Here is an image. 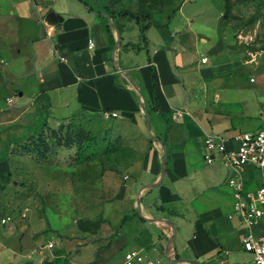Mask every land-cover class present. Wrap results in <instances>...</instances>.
I'll use <instances>...</instances> for the list:
<instances>
[{
  "label": "rangeland",
  "instance_id": "rangeland-1",
  "mask_svg": "<svg viewBox=\"0 0 264 264\" xmlns=\"http://www.w3.org/2000/svg\"><path fill=\"white\" fill-rule=\"evenodd\" d=\"M68 1L60 0L63 4ZM82 1L100 10L107 2ZM13 3L14 0H0V264H126L128 250L139 244H144L146 250L153 247L149 229L152 225L167 232L159 234L161 238L168 235L166 247L173 243L179 227L175 243L181 251V239L192 234L188 221L196 220L181 209L185 210L190 203L206 206L180 196L175 191L177 185L168 176L162 184L169 188L165 191L160 192L159 181L145 185L143 188H149L143 195L140 184L133 187L130 178L143 173L150 154L153 162L159 164L161 176L166 171L165 162L167 165L170 160L172 165V161L178 160L177 155L169 153L167 144L151 137L145 127L139 132L133 122L121 125L118 118L105 113L99 123L88 124L82 113L63 122L69 132L78 134L83 129L90 133L77 138L71 147L56 148L44 155L34 146L40 141V134L27 138L39 132L46 120L56 127V118L63 115L58 107L33 104L32 91L39 71L27 47V38L17 31L12 35L11 30L17 26L12 19L17 12ZM114 7L116 13L125 10L145 17L144 24L165 23L173 11L177 13L174 27L184 29L188 24L190 35L197 37L204 54L200 58H211L202 66L193 60L192 64L202 69L215 64L210 47L225 44L223 32L236 47L233 53L243 60L240 66L236 65L234 56V65L221 68L224 72L232 69L228 75L231 90L224 91L219 101L225 112L232 115L229 119L233 127L246 131L264 129V0H231L227 16L224 0H119ZM31 12V19L37 24L31 22L23 29L29 26L27 30L35 32L39 14L36 10ZM48 24H44L47 31L51 29ZM42 34L47 37L45 31ZM201 37L207 42L198 41ZM18 43L24 50L14 57L11 49ZM18 111L25 114L18 116L16 122L13 118ZM160 122L162 128H170L166 119ZM41 131L42 137L55 145L51 128ZM214 131L220 132L216 128ZM158 140L162 148L157 153L154 145ZM201 142L203 138H194V146L203 152ZM206 167L224 172L219 165ZM254 186L255 183L249 185ZM175 192L180 197L175 198ZM151 196L157 216L145 217L141 203L146 205ZM166 196L171 201L169 206L163 204ZM24 235L32 239V247L23 248ZM235 241L239 246L240 236ZM161 250L164 251L163 246ZM148 261L168 263L163 253L157 258L147 255L143 264Z\"/></svg>",
  "mask_w": 264,
  "mask_h": 264
},
{
  "label": "crops",
  "instance_id": "crops-1",
  "mask_svg": "<svg viewBox=\"0 0 264 264\" xmlns=\"http://www.w3.org/2000/svg\"><path fill=\"white\" fill-rule=\"evenodd\" d=\"M107 3L108 0L100 10L82 0H69L68 4L60 0H14L17 12L13 13L12 19L17 26L11 34L17 31L27 38V47L39 71L32 91L33 104L42 103L43 106L61 109L60 115L63 116L56 118V127L82 113L84 122L97 124L106 111L118 112L120 116L115 118L121 125L133 122L139 132L144 127L147 129L149 120L152 136L148 134L161 139L167 144L169 153L177 155L178 160L172 161V165L170 160L167 165L165 162L166 171L161 179L159 164L153 162L150 154L143 173L135 179L130 178L133 187L140 184L141 190L144 189L143 195L149 188H143L145 185L159 181L157 187H160L168 176L169 181L177 185L175 191L180 196L199 201L206 208L190 203L185 210L181 209L183 214L196 218L188 221L192 234L181 239V251L177 250L175 243L179 227L175 230L173 243L166 247L168 235L161 238L159 234L163 230L156 225L149 228L153 247L146 250L144 244H139L133 249H143L146 258L147 255L157 258L163 253L168 260L166 264H174L172 260L178 264H242L249 261L252 254L243 247L246 228L239 217L230 218L234 204L228 185L231 170L221 156H216L213 164H208L204 158V141L209 132L232 136L246 131L233 127L234 123L229 119L232 115L225 112L219 101L224 91L231 90L228 75L232 69L224 72L221 68L234 65L232 61L235 59V64L239 65L243 57L233 53L234 43L222 32L225 44L216 43L210 47L215 64L205 69L195 67L193 60L202 66L211 58L202 61L204 57L200 58V55L204 54H201L200 43L196 36L190 35L192 30L188 24L184 29L182 26L174 27L177 13L168 22L150 25L146 30L145 46L136 20L123 16L110 18L109 13L115 7L108 10ZM48 8L55 13L57 23L42 15ZM32 10L39 14L37 22L40 23L35 32L27 30L29 26L23 29L31 22L36 23L31 19ZM49 22L51 29L47 31L44 24ZM44 31L47 37L42 36ZM90 38L96 42L93 49L88 48ZM198 41L206 43L207 39L201 37ZM135 44L139 47H134ZM23 50L20 43L11 49L14 57ZM17 91L23 95L19 89ZM175 110L187 113L176 119ZM24 114L25 111L16 112L14 121L17 122L18 116ZM165 119L170 123L168 129L162 128L161 122L159 124ZM46 127L56 128L50 125L49 120L45 121L42 129ZM214 128L220 132H215ZM41 130L27 138L40 134ZM194 138H203V152L194 146ZM159 148H162L160 140L154 145L155 152L158 153ZM216 165L224 172L206 167ZM251 175L256 176L252 178ZM246 176L247 189L255 190L264 182V171L252 166L247 168ZM252 183L255 186L249 187ZM165 186H161L160 192L167 190ZM176 192L173 196L180 197ZM152 196L146 205L141 203L147 214H143L145 217L157 216L158 210L151 204ZM170 202L166 196L163 204L169 206ZM254 232L264 235V220L254 228ZM239 236L241 243L236 246L235 237ZM181 254H184L183 258H180Z\"/></svg>",
  "mask_w": 264,
  "mask_h": 264
},
{
  "label": "built area",
  "instance_id": "built-area-1",
  "mask_svg": "<svg viewBox=\"0 0 264 264\" xmlns=\"http://www.w3.org/2000/svg\"><path fill=\"white\" fill-rule=\"evenodd\" d=\"M95 45L94 39L90 38L88 48L93 49ZM202 61L206 62L207 59L203 58ZM186 113V111L175 110L174 117L178 119ZM105 114L110 117L120 116L116 111H106ZM204 144L206 148L204 158L208 164H213L216 156H221L231 170L228 185L234 204L230 218L239 217L246 228L243 247L245 251L252 254V258L242 264H264V235H257L254 232V228L264 220V182L257 189L250 190L247 189L248 178L246 176L249 166L264 171V129L239 131L232 136L209 132L205 136ZM145 261L146 254L143 249H133L125 254L126 264H141ZM148 264L155 263L148 261Z\"/></svg>",
  "mask_w": 264,
  "mask_h": 264
},
{
  "label": "trees",
  "instance_id": "trees-1",
  "mask_svg": "<svg viewBox=\"0 0 264 264\" xmlns=\"http://www.w3.org/2000/svg\"><path fill=\"white\" fill-rule=\"evenodd\" d=\"M119 0H108L107 3V8L108 10H110L113 6H115L116 4H118ZM230 5H231V0H224V7H225V14L224 16H227V13L229 12L230 9ZM175 15V12L173 11L170 16H169V21L171 20V18ZM118 16H123V17H128L131 19H135L137 24L139 25L140 28V33H141V38H142V43L147 46V36H146V30L150 27V23L149 21H147L145 24V17L139 15V14H134L131 13L129 11H120L119 13H116L115 15V11L113 10L112 12L109 13V17L110 18H116ZM110 25V24H109ZM109 25L106 26V29L108 32H110V28ZM134 47L138 48L139 45H134ZM52 132H54L53 138L52 140H55V145L54 149L52 146V143L50 142V140L48 141L45 137H42V135L44 134L43 132L40 133L39 135V140L37 141L34 146H36L37 148V152H41V154L46 155V153L52 152V151H56L58 148H68L71 147L73 144H75L77 142V138L78 139H82L84 136H88L90 135V133L88 131H85L83 129H80V133L75 134L74 131L69 132V129L67 128V126H65L64 124H62L58 129H53L51 128ZM57 148V149H56Z\"/></svg>",
  "mask_w": 264,
  "mask_h": 264
},
{
  "label": "water",
  "instance_id": "water-1",
  "mask_svg": "<svg viewBox=\"0 0 264 264\" xmlns=\"http://www.w3.org/2000/svg\"><path fill=\"white\" fill-rule=\"evenodd\" d=\"M42 15L46 19H48L50 22L57 23V19L55 17L56 16L55 13L52 12V11H49V8L46 9L45 11H43ZM147 130H148V133L152 136L151 130H150V121L149 120L147 121ZM164 175H165V171H163L161 179L164 178ZM21 243H22V246H23L24 249H27V248H30V247L33 246V241L28 235H24L22 237ZM172 261H173L174 264H178V262L176 260H172Z\"/></svg>",
  "mask_w": 264,
  "mask_h": 264
},
{
  "label": "bare ground",
  "instance_id": "bare-ground-1",
  "mask_svg": "<svg viewBox=\"0 0 264 264\" xmlns=\"http://www.w3.org/2000/svg\"><path fill=\"white\" fill-rule=\"evenodd\" d=\"M140 207H141V205H140ZM144 212V211H143Z\"/></svg>",
  "mask_w": 264,
  "mask_h": 264
}]
</instances>
